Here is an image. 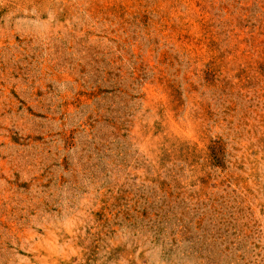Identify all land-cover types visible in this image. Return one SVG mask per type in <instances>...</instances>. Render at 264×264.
Segmentation results:
<instances>
[{"label":"rangeland","instance_id":"374dc122","mask_svg":"<svg viewBox=\"0 0 264 264\" xmlns=\"http://www.w3.org/2000/svg\"><path fill=\"white\" fill-rule=\"evenodd\" d=\"M0 264H264V0H0Z\"/></svg>","mask_w":264,"mask_h":264}]
</instances>
